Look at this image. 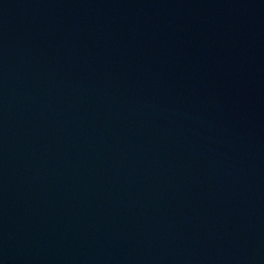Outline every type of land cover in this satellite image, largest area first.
<instances>
[{
  "label": "water",
  "instance_id": "95a60500",
  "mask_svg": "<svg viewBox=\"0 0 264 264\" xmlns=\"http://www.w3.org/2000/svg\"><path fill=\"white\" fill-rule=\"evenodd\" d=\"M0 264H264V0H0Z\"/></svg>",
  "mask_w": 264,
  "mask_h": 264
}]
</instances>
